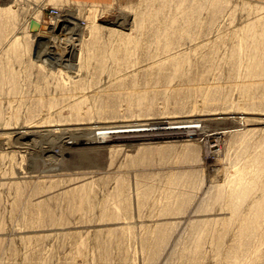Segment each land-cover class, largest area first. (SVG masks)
Here are the masks:
<instances>
[{
	"label": "rangeland",
	"instance_id": "rangeland-1",
	"mask_svg": "<svg viewBox=\"0 0 264 264\" xmlns=\"http://www.w3.org/2000/svg\"><path fill=\"white\" fill-rule=\"evenodd\" d=\"M89 5L0 0V264H264V0Z\"/></svg>",
	"mask_w": 264,
	"mask_h": 264
},
{
	"label": "bare ground",
	"instance_id": "bare-ground-1",
	"mask_svg": "<svg viewBox=\"0 0 264 264\" xmlns=\"http://www.w3.org/2000/svg\"><path fill=\"white\" fill-rule=\"evenodd\" d=\"M44 7L42 6L41 7V9H43ZM114 17V16H113ZM111 19V18H110ZM126 20V19H125ZM115 22H117V21H115ZM120 22V21H119ZM42 25H40V27H41ZM40 29V28H39ZM143 128V127H142ZM166 128V127H165ZM129 129H131V128H129ZM129 129H126V130H129ZM135 128H133V130H134ZM144 129V128H143ZM148 129V128H147ZM151 129H153V128H151ZM150 129V130H151ZM156 129V128H155ZM174 129V128H173ZM173 129H171V130H168L167 129V131L166 130H154V131H146V129H145V131H140V132H138L137 134H140V135H146V134H149V135H152V134H163V133H171L172 131H173ZM174 130H176V129H174ZM117 131V130H116ZM109 131H104L103 133H101V134H99L98 135V140H99V142L100 141H106L107 140V138H109L110 136L109 135H106V133H108ZM125 132V131H124ZM127 132V131H126ZM126 132H125V134H126ZM114 133V132H113ZM117 133V132H116ZM121 134V133H120ZM124 135V134H123ZM109 141V140H108ZM97 142V141H96Z\"/></svg>",
	"mask_w": 264,
	"mask_h": 264
},
{
	"label": "built area",
	"instance_id": "built-area-1",
	"mask_svg": "<svg viewBox=\"0 0 264 264\" xmlns=\"http://www.w3.org/2000/svg\"><path fill=\"white\" fill-rule=\"evenodd\" d=\"M44 9H45V14L50 21H55L61 17V12L56 7H49V8L44 7L43 10Z\"/></svg>",
	"mask_w": 264,
	"mask_h": 264
},
{
	"label": "crops",
	"instance_id": "crops-1",
	"mask_svg": "<svg viewBox=\"0 0 264 264\" xmlns=\"http://www.w3.org/2000/svg\"><path fill=\"white\" fill-rule=\"evenodd\" d=\"M69 1L80 2V3H90L89 6H92L94 3L103 4V5L110 4L114 0H69ZM40 12L42 13V11Z\"/></svg>",
	"mask_w": 264,
	"mask_h": 264
},
{
	"label": "water",
	"instance_id": "water-1",
	"mask_svg": "<svg viewBox=\"0 0 264 264\" xmlns=\"http://www.w3.org/2000/svg\"><path fill=\"white\" fill-rule=\"evenodd\" d=\"M28 26H29L30 32L36 33L40 28V23L34 19H30Z\"/></svg>",
	"mask_w": 264,
	"mask_h": 264
}]
</instances>
